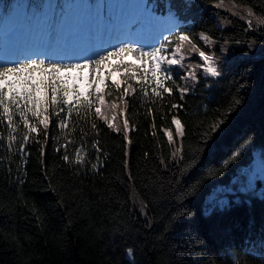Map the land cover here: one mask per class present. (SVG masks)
Masks as SVG:
<instances>
[{
  "label": "trees",
  "instance_id": "1",
  "mask_svg": "<svg viewBox=\"0 0 264 264\" xmlns=\"http://www.w3.org/2000/svg\"><path fill=\"white\" fill-rule=\"evenodd\" d=\"M10 1L0 0V5L5 7ZM27 1L33 10L32 6H42L47 0ZM217 2L192 0V7L187 8L188 0H147L146 6L156 15L171 17L178 28L191 29L192 38L202 48L198 33L204 30L216 40L228 41L237 55L252 43L264 51V27L249 28L241 17L231 14L235 5L250 8L264 19V0H223L225 9L215 8ZM237 40L239 45L234 43ZM185 55L186 66L199 62L197 53L186 50ZM117 63L138 62L127 57L110 65ZM121 75L115 73L112 79ZM242 77L248 83L245 89H240ZM134 87L137 91L125 98L128 108L124 116L117 115L116 121L122 126L125 117L129 120L130 145L123 132L108 129L94 115L81 113L77 118L74 112L63 131L56 126L58 118L51 116L43 155L41 145L31 140L19 150V139L26 131L22 124L9 150L6 122L0 124V264H230L226 252L230 255L233 249L259 248L264 239V180L249 190L242 172L264 150V61L241 59L211 89L198 86L183 101L175 91L172 97L165 94L163 107L152 103L150 90L144 97L139 86ZM115 95L106 97L108 105ZM237 96L242 104L228 117L227 131L214 136L213 147L201 151L195 164L188 161L187 157L202 148L203 134L219 116L216 109L226 111ZM172 102L183 105L179 115L185 124L186 160L179 169L184 173L179 184L172 183L179 165L165 167L160 163L161 158H170L160 129L170 126L167 105ZM105 110L111 118L107 105ZM16 119L19 122V117ZM153 121L156 137L151 135ZM246 136L254 137V143L237 164L222 177L207 181L196 195H182L201 176L219 168ZM96 141L99 152L93 147ZM65 144L73 159L75 150L83 145L89 163L83 167L66 164L61 158ZM97 157L99 168L93 170ZM222 189L231 191L227 201L209 205L213 197L215 201L224 197ZM137 197L149 204L145 214L133 204ZM61 198L63 205L58 203ZM182 206L191 210V217H181L166 228L169 218ZM129 247L134 250L133 257L126 254ZM258 260V251L239 257L240 264H257Z\"/></svg>",
  "mask_w": 264,
  "mask_h": 264
},
{
  "label": "snow or ice",
  "instance_id": "2",
  "mask_svg": "<svg viewBox=\"0 0 264 264\" xmlns=\"http://www.w3.org/2000/svg\"><path fill=\"white\" fill-rule=\"evenodd\" d=\"M28 7L24 5L23 10L20 11L18 5H5V21H18L21 15L24 21H28L29 13L26 11ZM32 7L59 9L61 17L66 16V9L77 12L86 9L88 19L85 24L78 22L74 28L62 33L57 30L55 17H52L47 30L39 40L27 45L16 42L15 31L8 33L11 43L5 55L0 57V124L6 122L9 150L17 141L16 133L22 124L26 131L19 139V150L23 151L31 140L41 145V155H43V146L47 144L49 138L51 116L58 118L56 126L63 131L68 129L74 112L77 118L81 117V113L85 117L94 115L103 121L108 129L116 133L123 132V139L127 145H130L132 141L129 138V131L132 129L129 120L125 117L122 126H118L116 121L117 115L124 116L128 108L125 98L137 91L134 84L139 86L144 97L149 96L150 90L151 97L154 98L152 103H159L163 107L165 94L172 97L175 91L183 101L198 86L211 89L241 59L250 62L264 61V51L256 49L254 43L247 45V50L241 49V55H237L228 41L216 40L204 30L198 33L199 41L204 45L202 48L192 38L191 29L178 28L171 17L167 21L156 17L142 3L121 4L118 6V14L110 11L112 6L107 4L56 3ZM186 7H192V0H188ZM214 7H224L223 0L215 3ZM231 11L234 16L238 14L235 5L231 6ZM253 15L249 8L247 10L249 28L253 27L251 19ZM32 18H35V11L32 13ZM244 18L241 15V19ZM223 19L225 23L230 22L227 18ZM257 23H264V19L258 20ZM234 43L239 45L241 42L237 40ZM186 50L197 53L199 62L186 66L184 63ZM127 57H132L138 63L110 65L113 60H123ZM109 67L111 71H105ZM177 69L181 71L178 72ZM197 69L200 70L199 75ZM115 73H123V75L112 79ZM247 87L248 83L242 77L240 89ZM114 93L115 99L108 105L106 97L113 96ZM241 104L242 99L237 96L233 98L232 104L226 111L221 112L219 108L216 109L219 116L209 124L203 134L202 148L187 157L188 161L195 164L201 151L213 147L214 136L223 135L227 131L228 117L238 110ZM106 105L112 112L111 118L105 110ZM167 107L171 113L170 126H164L160 131L167 139L170 158L167 161L161 158L160 163L165 167L179 165L176 178L172 181L179 184L184 174L179 169H183L186 160L183 146L185 124L179 115L183 105L172 102ZM148 111L151 114V108ZM61 113H65V116L61 117ZM16 117H19V122ZM171 126H175L174 129ZM91 127L98 132L96 123H92ZM151 127V135L156 137L154 121ZM72 130L75 131V128ZM41 135L42 139H37ZM0 139L3 137L0 136ZM253 143L254 137L246 136L219 168L201 176L182 195L194 196L207 181L222 177L229 167L243 158ZM98 145L99 141L93 144L97 152L100 151ZM63 147L65 153L61 158L66 164L83 167L89 163L83 145L75 150L74 159L67 154V144ZM55 151L59 152L60 149L56 148ZM125 155L127 156L128 153L125 152ZM91 166L93 170H98L99 157ZM245 176L249 190L253 188L254 182L264 180V150L259 154V162L252 165ZM128 178L132 179L130 173ZM58 203L63 205L62 198ZM216 203L215 200L209 201V205L212 206ZM133 204L139 207L141 214H145L149 209V204L138 197ZM191 215V210L186 207L178 208L176 214L169 218L166 228L173 227L181 217L188 219ZM147 223L150 226L151 220ZM257 251L259 252L257 264H264V239L260 241L259 248L253 246L247 250L241 249L239 252L233 249L230 255L228 252L225 255L229 257L230 264L233 262L240 264V255L247 257ZM126 254L133 257L134 250L129 247L126 249Z\"/></svg>",
  "mask_w": 264,
  "mask_h": 264
},
{
  "label": "rangeland",
  "instance_id": "3",
  "mask_svg": "<svg viewBox=\"0 0 264 264\" xmlns=\"http://www.w3.org/2000/svg\"><path fill=\"white\" fill-rule=\"evenodd\" d=\"M141 1L142 0H140L139 3H142ZM132 3H133L132 1L124 2L123 0H107V5L112 6L110 8V11H112L114 14L119 13V7H118L119 5H121V4H132ZM98 4H103L102 0H98ZM223 8L225 9V7H223ZM19 10L22 11L23 8H20ZM247 10L248 9H246L244 7H236V11L238 14L235 16L241 17V15H243L245 17L243 20L247 23ZM1 14L3 15V18H4V11L0 10V36H1V38H0V57H1L2 51L7 50L8 46L10 45V44L4 45L5 38L11 39V37L9 36L8 33L15 31L17 33L16 42L19 43L20 45H26L29 41L35 42V41L39 40V38L47 30V27H42V23L39 21L34 23L33 21L28 22V21H24L23 19H20V18L18 21H5V20L1 19L2 18ZM231 14H232V11H231ZM87 19H88V13L86 11V13L83 15V17L79 16L78 20L74 23H71L62 33H66L69 29L74 28L78 22H80L81 24H85L87 22ZM251 19H252L253 25L258 27V30L263 29L264 23H257V21L262 19V18H259L255 15H253V17ZM36 28H38V30L35 31ZM56 28L59 31V26H57ZM258 162H259V158H256L253 165L257 164ZM244 176H245V174L242 175V179H244ZM246 180H247V178H246ZM256 184H257V181L254 182L252 189H254L256 187ZM222 190H223L222 193L224 194V197L216 199V202L219 205L224 204L227 201V197L231 193L230 190H227V191L224 189H222ZM214 199H215V197L212 198V200H214ZM220 201H222V203Z\"/></svg>",
  "mask_w": 264,
  "mask_h": 264
},
{
  "label": "bare ground",
  "instance_id": "4",
  "mask_svg": "<svg viewBox=\"0 0 264 264\" xmlns=\"http://www.w3.org/2000/svg\"><path fill=\"white\" fill-rule=\"evenodd\" d=\"M7 42L9 43V42H10V39H8ZM8 47H9V46H8ZM5 52H6V50H3V51H2L1 57H3V56L5 55ZM247 172H248V169H245L242 173L245 174V173H247Z\"/></svg>",
  "mask_w": 264,
  "mask_h": 264
}]
</instances>
